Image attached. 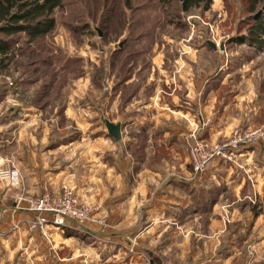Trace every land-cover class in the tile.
Listing matches in <instances>:
<instances>
[{"label":"rangeland","instance_id":"rangeland-1","mask_svg":"<svg viewBox=\"0 0 264 264\" xmlns=\"http://www.w3.org/2000/svg\"><path fill=\"white\" fill-rule=\"evenodd\" d=\"M179 1L64 0L62 6L54 10L55 26L48 34L33 40L26 33L8 38L9 47L13 49L9 52L11 58L0 69V155L5 160L15 158L0 162V168H16L14 161L20 159L27 166L30 160H39L37 155L34 156L36 152L43 153L58 147L53 153H60L57 156L60 164L58 161L54 164L57 163L65 171L59 174L57 187H72L74 180L70 179L69 168L73 161L81 167L78 181L82 183L87 177L88 146H92L94 140L100 143L104 139L114 140L108 135L105 120L118 122L122 127L138 114L145 113L150 106V118L156 125L165 128L173 124L175 120L172 116L154 112V59L157 54H165L171 57L169 59L173 63L172 58L181 54V49L193 55L197 54L195 49L200 45L206 46L207 50L206 54L200 55L212 61L208 66L209 69L212 67V71L200 73L205 90L210 83L218 85L220 75L228 77L214 92V111L222 108L227 95L226 102L230 103L238 99L233 95L236 91L245 94V86L248 87V98L243 96L238 99L235 114L222 119L230 122L235 118L236 124H232V130L223 137L214 139L215 142L208 140V133L205 134L207 127L199 123V118L189 125H176L182 132L173 152L179 150L181 156L187 155L189 134L196 138L202 135L206 142L216 143L226 140L236 129L263 127L264 48L254 51L245 42L234 41L246 33L251 17L248 11L250 1L212 0L207 11L196 9L190 13L180 11ZM261 9L262 3L256 6L255 12L260 13ZM209 41L216 47H210ZM220 43L224 46L233 44L226 51L219 48ZM167 45L171 51H167ZM249 60L247 67L241 66ZM229 61L232 64L229 65ZM226 71L230 74H225ZM16 94L14 101L12 96ZM16 102L28 103L30 109L26 113L31 115L25 117L27 124L32 125L20 132L18 129L14 136L11 132L10 136L8 125L12 123V117L22 114L20 107L13 110V103ZM233 105L231 107L234 108ZM161 131V128L154 130V136ZM16 135H19L18 146L13 153L12 144L17 142ZM161 144L154 138V167L164 173L179 170L171 169L169 165L173 162L177 165L180 158H174V154ZM250 149L248 154L241 153L235 162L216 161L208 165L205 172L213 175L208 180L210 189L224 186L227 190L223 195L227 197L219 199L218 203L223 206L220 215L215 212L216 216L191 220L188 249L182 250L176 244L175 237L171 236L175 229L154 227V232L158 233L154 244H147L153 252H158L163 259L175 261V264H183L186 260L190 264H264V148H255L253 152ZM47 156V165L42 166L46 170L52 166H49L50 157ZM37 164L29 165L35 173L29 172L28 175H40L37 174L40 170ZM20 173L17 172L16 181L24 177ZM23 180L26 184L33 179ZM12 183L0 178V224L7 220V211L12 204L9 189L17 186ZM154 183H157L156 179ZM45 184L49 182L42 180V187ZM217 218L222 220L221 225ZM34 233L30 231L33 236ZM37 234L45 240L46 256H54L58 249L63 257L71 252L73 245L69 242L57 243L54 236L45 239ZM140 248H144V244ZM15 251L10 253V259L17 254L15 263L51 262L38 261L34 255L29 261H24ZM68 257L64 261L70 264ZM42 258L45 259L44 256ZM120 259H113L109 264H123L124 260ZM124 259L130 262L128 256ZM64 261L59 260V263ZM52 264H57V260ZM80 264H88L87 259Z\"/></svg>","mask_w":264,"mask_h":264},{"label":"crops","instance_id":"crops-1","mask_svg":"<svg viewBox=\"0 0 264 264\" xmlns=\"http://www.w3.org/2000/svg\"><path fill=\"white\" fill-rule=\"evenodd\" d=\"M232 44L224 46V50L227 51ZM165 47L167 51H171L168 45ZM183 48L186 46L183 45ZM195 51L197 54L192 55L186 49H181L182 53L172 58L173 63L169 59L171 57L165 54H157L156 60L154 59V84H156L154 112L172 116L175 121L171 126L164 128L156 125L150 118L152 111L149 106L148 109H145V113L138 114L133 118V121L121 127V137L118 141L104 139L100 143L94 140L93 145L88 146L85 181L82 183L78 181L81 170L79 163L73 161L70 164V179L74 180L71 183V188L75 189L76 193L87 202L94 205L96 216L106 221L103 228L98 223H88L83 226H74L72 223H68L61 230H50V235L54 236L55 242L62 244L69 242L73 245L71 252L66 256H69L70 264H80L85 259L88 264H109L111 260L118 258L124 260L123 264H175V261L160 257L158 252H153V249L147 245L154 244V238L158 234L156 230L154 232V227L175 229L171 236L175 237L176 244L181 246L180 249L185 250L190 244L191 220L201 216H216L217 213L220 215V208L223 206H220L218 202L220 198L227 197L223 195L227 189L224 186H217L216 190H211V183L208 180H211L212 173L210 175L209 172H204L200 176H193L188 153L181 156L182 153L179 150L173 152L176 147L175 142L180 139L178 136L182 132L176 125L183 123L184 126L186 123L189 125L194 119L199 118V123L205 128L207 127L205 131V134L208 133L209 139L206 135L207 139L215 142L214 139L223 137L230 129L232 130L233 127L230 126L236 124L235 118H232L230 122L222 119L235 114L237 100L248 96L246 94L248 87L245 86L247 89L245 94L238 92L239 90L236 91L233 95L238 99H233L230 103L226 102L227 95L222 103V108L214 111L216 100L214 92L225 83L228 77L220 75L218 77H221L219 84L210 83V86L205 90L200 73H208L212 68L208 67L212 61L205 55H200L207 53L206 46L200 45ZM250 61L242 63L241 66L247 67ZM230 63L231 61H229V65ZM229 72L226 71L225 74L228 75ZM16 96L17 94L12 96V100L15 101ZM232 103H234V108L231 107ZM13 106V110L20 107L22 114L12 117V123L8 125L10 136L11 132L14 136L18 129L19 132L23 131L31 124H27V117H25L31 115L26 113V110L30 109L28 103L24 105L23 102H16L13 103ZM159 128L162 129L161 133L154 136V130L157 131ZM167 134H169V138ZM17 136L19 135H16L17 142L12 144L13 153L16 152L18 146ZM154 138L162 143L163 148L172 152L174 158H180L177 165H174V162L169 165L171 169L179 170H170L168 173H164L160 168L154 167ZM56 148L58 149V147ZM56 148L47 149L43 153L36 152L34 156L37 155L39 160H30L26 164L27 166L22 159L14 161V164H17V172H21L23 178L30 179L32 177L33 180L25 184L24 180L22 181L23 178L20 181L15 179L14 183L17 186L9 189L10 196L20 188H24L27 195H37L41 191L42 180L48 181L49 187L54 191L61 189L57 187L59 186L57 180L59 174L65 170L62 171L57 163L54 164L57 161L60 164L57 157L60 153H53ZM47 154V157H50L49 166H52L46 170L42 166L47 165L45 159ZM52 157H54L53 161ZM95 157L97 159L90 162ZM14 158L13 156L5 160L0 155V162H9ZM42 158L44 159L42 160ZM34 162L39 165L40 170L37 173L40 174L39 176L28 175L29 172L35 173L29 166L35 165ZM23 163L24 165H22ZM72 176L74 177L72 178ZM154 179L157 183H154ZM233 180L231 179V181ZM206 199L209 200L207 203ZM11 202L7 211V220L0 224V264H19L15 263L16 253L13 255L14 258L10 259L12 256L10 253L13 250H16L15 252H18L24 261H29L28 259L34 255L38 261L46 260L47 262L48 260L51 261L49 264H52L57 260V264H67L64 261L67 259L62 256L60 249L55 252L54 256L48 254L46 256L45 240L37 233H34L35 236L31 235L27 228L33 213L23 208H15L12 199ZM218 220V224L221 225L222 220ZM196 234L194 233V235ZM143 244L144 248H140ZM128 251L130 254L127 255ZM40 255L45 259H41ZM126 256L129 257L130 262L124 259ZM160 259L161 261H159ZM59 260L64 262L59 263ZM190 263L189 260L183 262V264Z\"/></svg>","mask_w":264,"mask_h":264},{"label":"built area","instance_id":"built-area-1","mask_svg":"<svg viewBox=\"0 0 264 264\" xmlns=\"http://www.w3.org/2000/svg\"><path fill=\"white\" fill-rule=\"evenodd\" d=\"M198 138L189 134L186 141L191 171L196 177L202 175L208 165L216 161L235 162L241 153L248 152L250 148V151L264 148V126L246 130L236 129L222 142H206L202 135ZM16 175V168L0 170V178L9 182H15ZM10 197L15 208H23L33 213L27 228L41 234L45 239L50 236V230H61L68 223L74 226L98 223L102 228L106 224L104 219L96 216V207L81 200L74 189L68 186L54 191L45 184L40 193L34 196L27 195L25 189L20 188Z\"/></svg>","mask_w":264,"mask_h":264},{"label":"trees","instance_id":"trees-1","mask_svg":"<svg viewBox=\"0 0 264 264\" xmlns=\"http://www.w3.org/2000/svg\"><path fill=\"white\" fill-rule=\"evenodd\" d=\"M64 0H0V69L11 55L8 38L18 33H26L33 40L48 34L55 26L54 10L61 7ZM170 3L174 0H159ZM249 16L246 33L234 41L245 42L254 51L264 48V0H249ZM212 0H180L179 9L190 13L200 9L207 11ZM262 3L260 13L256 6Z\"/></svg>","mask_w":264,"mask_h":264},{"label":"water","instance_id":"water-1","mask_svg":"<svg viewBox=\"0 0 264 264\" xmlns=\"http://www.w3.org/2000/svg\"><path fill=\"white\" fill-rule=\"evenodd\" d=\"M208 45L212 48H215V44L212 42H208ZM219 48L221 50L224 49V43H220ZM105 127L107 129L108 135L112 137L115 141H118L121 137L120 129H121V124L120 123H113L109 120H105Z\"/></svg>","mask_w":264,"mask_h":264}]
</instances>
